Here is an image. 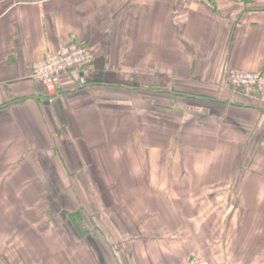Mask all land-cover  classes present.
Wrapping results in <instances>:
<instances>
[{
    "label": "crops",
    "instance_id": "0c3cea01",
    "mask_svg": "<svg viewBox=\"0 0 264 264\" xmlns=\"http://www.w3.org/2000/svg\"><path fill=\"white\" fill-rule=\"evenodd\" d=\"M0 0V264H264V0ZM77 35L50 98L32 65Z\"/></svg>",
    "mask_w": 264,
    "mask_h": 264
},
{
    "label": "built area",
    "instance_id": "2783aa9c",
    "mask_svg": "<svg viewBox=\"0 0 264 264\" xmlns=\"http://www.w3.org/2000/svg\"><path fill=\"white\" fill-rule=\"evenodd\" d=\"M199 0H175L172 20L175 26L182 27L189 20L191 5ZM89 47L77 36L72 35L67 44L49 51L32 65V77L43 83L47 95L52 99L58 96L61 74L71 68H84L92 63ZM229 83L247 95L257 97L264 91V73L259 71L234 70L228 76ZM180 264H209L200 255L191 256Z\"/></svg>",
    "mask_w": 264,
    "mask_h": 264
},
{
    "label": "rangeland",
    "instance_id": "374dc122",
    "mask_svg": "<svg viewBox=\"0 0 264 264\" xmlns=\"http://www.w3.org/2000/svg\"><path fill=\"white\" fill-rule=\"evenodd\" d=\"M203 257H205V256H203ZM207 260H208V258L207 257H205ZM209 261V260H208ZM209 264H210V262H209Z\"/></svg>",
    "mask_w": 264,
    "mask_h": 264
}]
</instances>
